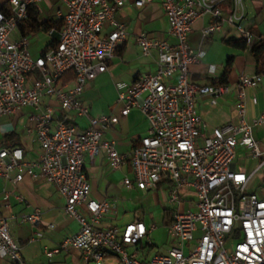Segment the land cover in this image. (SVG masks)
<instances>
[{"label":"built area","instance_id":"1","mask_svg":"<svg viewBox=\"0 0 264 264\" xmlns=\"http://www.w3.org/2000/svg\"><path fill=\"white\" fill-rule=\"evenodd\" d=\"M42 1L8 0L9 11L0 10V117L24 107L34 109L28 131L39 147L33 161L25 159L19 146L0 148V177L14 183L25 176L37 177L53 184L62 196L64 212L78 227L44 252L51 256L74 248L85 262L96 264H106L110 256L114 257L111 264H264V195L248 191L251 173L233 165L238 147L256 158L264 155L252 133L253 126L264 121V112L251 123L244 119L246 90L264 85V68L240 74L233 86L199 85L188 75L189 65L204 56L189 41L197 19L209 18L201 30L204 37L230 26L248 46L256 40L242 23L243 0H231L230 12L221 8L228 0H61L64 10L55 12L61 26L49 30L57 38L33 56L29 37L15 32L27 18L28 8ZM152 1L159 2L165 13L166 35L148 38L141 33L136 42L143 56L156 51V69L140 74L129 86L119 85L117 97L120 114L139 109L147 129L138 146L120 152L104 132L118 116H92L81 94L89 81L107 70L125 40L126 26L114 13L128 2L140 7ZM66 72L73 74L70 86L62 81ZM231 89L236 93L238 123L213 127L206 135V123L195 106L197 95L209 94L214 101ZM252 100L256 102V97ZM72 116L84 118L86 126L79 129ZM100 153L112 169L129 164L133 177L123 180L128 189L151 190L168 184L167 234L173 243L165 253L148 259L138 256L137 246L143 239L150 242L154 224L134 219L122 226L103 225L112 200L90 196L85 170L86 158L93 160ZM184 188L195 196L185 209L181 207ZM21 220L37 223L40 212L34 210ZM1 260L26 264L0 210Z\"/></svg>","mask_w":264,"mask_h":264},{"label":"crops","instance_id":"2","mask_svg":"<svg viewBox=\"0 0 264 264\" xmlns=\"http://www.w3.org/2000/svg\"><path fill=\"white\" fill-rule=\"evenodd\" d=\"M5 1L0 0V5ZM35 8L38 11V21L42 22L47 19H55V12L58 9L64 10V5L61 0H43ZM221 8L224 12H230L232 10L231 0L223 3ZM243 13L242 23L255 33L256 40L264 37V3L261 0H243ZM114 17L126 26L125 40L118 47L115 57L108 62L107 70L86 84L81 99L89 107L90 114L94 117L109 114L118 116L117 122L104 128L105 136L116 142V148L120 152H127L140 144V138L147 129V120L139 109H131L125 115L120 114L122 104L117 101L118 86L121 84L129 86L140 74L156 69V51L152 50L151 55L143 56L136 37L141 33L148 38L164 37L167 18L160 3L156 1L140 7L128 2L114 13ZM208 21L207 16L197 19L189 34L191 45L195 49L200 48L204 51V56L198 62L189 65V79L199 85L210 84L211 78L221 76L229 56H232V65L226 84L233 86L240 74L256 72L255 60L248 48L237 49L223 42V39L228 37H237L233 28L224 26L220 31L209 36L202 35L201 30ZM104 28L108 30L109 24L105 23ZM18 35L20 33L17 30L15 36ZM56 38V32L38 31L37 39H29V51L33 56H36ZM63 77L62 81L70 86L73 77L68 80H63ZM253 96L256 97V102H253ZM46 101L47 99L44 98L42 108ZM235 101L236 93L233 89L214 101L209 94L197 95L195 106L206 123V135L210 134L213 127L238 123ZM34 112V109L24 107L12 116L0 117V148L19 146L22 148L25 159L33 161L37 158L39 147L34 139V134L28 131L32 126L29 116ZM262 112H264V85L248 88L245 98V121L251 123ZM72 118L79 129L86 126L84 118L74 119L73 116ZM252 133L260 150L264 152V121L253 126ZM262 159H264V155L256 158L244 148L238 147L233 160L236 169L251 173L248 191L260 195H264ZM85 170L90 183V196L97 200H112L109 209L104 214L103 225L122 226L134 219H141L147 225L154 224L155 228L150 233V242L142 240L138 244V256L141 259L150 258L149 254L155 247L159 250L157 253H165L173 243L167 234V227L171 220V207L167 201L168 184H159L157 188L151 190H139L135 187L128 189L123 180L133 177L129 164L112 169L103 153L95 156L93 160L86 158ZM13 176L14 173L11 172L10 178ZM254 178L257 183L250 185ZM158 191H166L164 201L168 203V207H163L164 212L167 211V217L166 215L161 217V223L165 226L163 235L160 237V243L164 244L163 246L160 243L152 242L154 233L159 230L158 225L152 219V211L160 205L155 197V193ZM18 195H21L22 199H19ZM181 199L183 209L189 207L195 200L192 197L184 198L182 195ZM132 203L135 205L133 213L126 220L124 214ZM63 204L64 200L56 187L37 177L25 176L21 181L15 183L10 179L0 177V210L9 220L10 232L21 245V256L26 264L29 262L44 264L42 263V254L47 255L44 250L54 248L77 230V222L64 212ZM34 210L40 212L39 222L32 223L21 220L23 215L30 214ZM48 257L52 259H49L47 264L89 263L85 262L81 252L74 248L60 250ZM110 258L114 257L110 256ZM0 264L10 263L1 260Z\"/></svg>","mask_w":264,"mask_h":264},{"label":"trees","instance_id":"3","mask_svg":"<svg viewBox=\"0 0 264 264\" xmlns=\"http://www.w3.org/2000/svg\"><path fill=\"white\" fill-rule=\"evenodd\" d=\"M0 10L4 12L9 11V4L8 0L3 2L0 5ZM38 11L34 6H30L28 8V16L27 18L21 20L18 24L17 30L19 31L21 36H28L32 34L33 32L38 31H49L51 28H54L55 30H59L61 26V22L59 20L55 19H47L45 21H38ZM55 40H52L48 46L53 45ZM223 42L231 47L237 48V49H249V52L251 56L255 60V64L257 67V71L264 68V37H260L256 41L253 42L252 45L248 46L243 38L239 37H228L226 39H223ZM47 46V47H48ZM231 65H232V56H229L226 60L223 73L218 78H211L209 83L218 85V84H226L228 74L231 71ZM73 77L72 72L66 73V75L63 77V80H68ZM171 220H169L170 222Z\"/></svg>","mask_w":264,"mask_h":264},{"label":"rangeland","instance_id":"4","mask_svg":"<svg viewBox=\"0 0 264 264\" xmlns=\"http://www.w3.org/2000/svg\"><path fill=\"white\" fill-rule=\"evenodd\" d=\"M38 37V32H33L32 34H30L29 39L30 40H35ZM257 182L254 179H252V181L250 182V185H255ZM181 195L184 198H188V197H192L195 198L194 196V192L192 190H181ZM155 197L156 200L159 201V207H155L154 210L152 211L153 215H152V219L153 221L158 225L159 230L157 232L154 233L153 238H152V242L154 243H160V237L163 235V232L165 230V226L162 225L163 223H161V217L163 215H166L167 217V211L164 212L163 207H168V203L164 201V198L166 197V191H158L155 193ZM134 203L131 204V206H129V210H127L124 214V217L126 218V220H128L130 217V215H132L133 213V209H134ZM166 223V222H165ZM145 241V239H143V242ZM159 241V242H158ZM162 242V241H161ZM161 246H163L164 244L160 243ZM159 252L158 248H154L151 253L149 254V257H151L154 253ZM42 258L43 261L42 263L47 264L49 259H52L51 257H48L45 254H42ZM114 261V258H110L106 264H111ZM29 264H36L35 262H29ZM41 264V263H40ZM88 264H96L95 262H89Z\"/></svg>","mask_w":264,"mask_h":264}]
</instances>
